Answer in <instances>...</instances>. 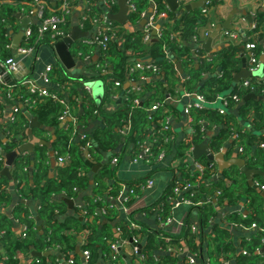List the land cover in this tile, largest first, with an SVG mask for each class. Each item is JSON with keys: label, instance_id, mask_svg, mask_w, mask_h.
Instances as JSON below:
<instances>
[{"label": "trees", "instance_id": "16d2710c", "mask_svg": "<svg viewBox=\"0 0 264 264\" xmlns=\"http://www.w3.org/2000/svg\"><path fill=\"white\" fill-rule=\"evenodd\" d=\"M0 3V61L12 57V50L7 37V28L17 20L16 16L24 10L31 14L35 10L33 0H1ZM47 4L45 9V18L50 16H64L61 7L65 2L71 6L80 0H61L57 6L52 7L49 0H43ZM87 4V10L84 13H89L92 18L107 16L108 13H114L117 10L118 0H106L107 6H101L100 0H84ZM132 1V0H131ZM136 10L129 15V22L132 25H137L142 21V14L147 12L153 5V11L156 15L167 13L170 22L166 23L158 33V40L150 42L145 40V26L138 27L136 30L120 29L116 32V36H123V44L120 47L117 42L111 40L107 50L101 49L102 59L96 66V75L93 78L84 80L72 79L63 77L61 85L63 87L70 86L66 82L72 81V94L79 95L82 98L83 112L75 111L79 108V103L67 102L70 113L75 114L77 123H70L68 126H61L60 116L64 113L63 105L57 104L56 108L46 115L41 116V121L51 125L56 130V138L52 142L56 151V159L59 156L69 157L65 164L57 166V176L50 177V156L45 145H37L36 147V164L34 171L33 182L29 180L27 167L30 163L29 158L21 156L16 159L12 165L13 176L18 179V191L25 198H32L41 201L39 209L40 218L43 220L44 232L39 233L35 219L30 215L29 210L24 206H18L16 211L24 212L20 215L21 219L27 225L25 233L20 235L15 234L13 230V222L9 216L0 215V264H20L19 253H28L33 250L41 253H46L50 250L58 248L66 256H73L77 261L79 255L76 254V246L79 244L83 250L90 251V263L98 261L100 251H103L104 259L109 264H121L122 254L114 258L111 249V243L117 239L114 228L120 227L122 232L120 237L127 241H132L133 237L140 234H145L144 223L141 221L136 211H132L126 218L117 220L119 212L118 196L123 184H128L134 188L132 200L138 195L142 189L141 183H145L147 178H140L133 182L122 181L117 174V166L107 163L98 172L93 175L92 194L85 197V204L77 206L74 211L61 219L60 216L68 211L67 202L60 197L64 194L68 198H75L81 191H84L91 184L90 173L93 167L100 162L103 157V152H111L112 159L116 156L120 157L118 148H130L133 159H135L143 151L145 146L149 147L150 164L153 165V172L162 168H170L173 170V179L166 189L162 192L160 198L151 206L153 212L158 210L161 219H158V225L151 228L147 234V242L145 245H139L137 257L145 261L146 264H168L176 263L174 256L158 255L156 253L160 248H166L169 244H174L176 241L185 240L188 244L196 247V238L199 233L202 235L203 228L211 225L212 219L216 215L215 204H236L242 196L251 197L249 206L252 208V215L245 219L238 216L229 217L237 222H243L245 225H250L252 222H257L264 228V196L258 192L256 188L250 186L244 174L241 173L236 166L230 168L227 172L228 176H233L234 183L228 184L226 180L212 181L213 166L209 164L207 156H202L198 160L204 164L202 169L193 168L190 161L192 148L204 142L208 129L215 125H221V131L212 136L209 144L213 151H220L223 143L231 138L234 133H237L235 143L241 147L239 152L241 157H247L246 163L251 168L264 169V148L260 147V143H264V134L258 131L248 132L240 129L237 114L230 111H221L220 108L202 107L191 109V127L189 135L181 141L170 139V129H164L166 123L165 118L167 113L166 104L160 106L157 110L151 112L150 108L156 102L163 103L167 98L165 94L164 83L168 85L172 83L171 78L175 74L176 62H180L182 68L187 73L188 77L184 82V87L188 93H197L205 98V100L213 104L220 97L230 102L231 108L233 104L232 97L237 95L244 98L249 91L242 84L233 88L234 73L239 71L242 66V59L236 57L239 46L230 45L224 49L219 57L214 60L205 58L202 49L196 50V57L192 55V51L184 42L190 39H197L199 44L202 42L199 29L206 25L207 15H201L198 11H185L181 9L178 12H172L167 8L165 0H135ZM73 7V6H72ZM23 13V11H22ZM69 16L67 22L60 26L62 30L69 34ZM256 28L247 33L249 41L255 42L256 54L261 55L263 46L259 39L252 38V35L264 29V11H258L255 18ZM86 27L90 28V23H85ZM38 26H32V37L29 42L23 45H29L35 50L41 45H52L58 37L53 36L52 32H48L40 36L38 34ZM120 35V36H119ZM175 37H181L182 42H178ZM245 45V44H244ZM94 45L80 44L74 50V54L79 53L83 56L90 55ZM169 54L174 55V58ZM148 57H151L153 62L161 74H165L163 82L156 83L157 89L148 99H143L146 90L150 89L151 84H144L139 87L129 88L123 93V99L119 107L114 112H107L103 106L108 100H112L118 93L116 82H121L122 85L131 80L133 82L143 81L152 77L150 72L136 71L130 73V68L138 61L144 62ZM199 63V67L196 64ZM216 63L222 67V75L213 77L203 85H200L203 79V74L216 67ZM77 82H76V81ZM101 80L105 85V95L100 105H97L92 96L84 91L81 95L78 88L84 85L85 82H95ZM251 83L256 79H250ZM19 83L17 87L19 88ZM22 88L21 97L30 101L38 100L37 94H32L26 87ZM121 88V87H120ZM140 88V91H136ZM2 90H7L3 87ZM17 90V88H16ZM262 87L257 86L254 94L262 96ZM231 91V92H229ZM56 92V91H55ZM60 97H64L61 92H56ZM13 95V94H12ZM15 95V93H14ZM13 97V96H12ZM136 100H139L136 103ZM86 103H89L88 105ZM254 112L256 117V128H260L261 122L264 123V100H249L240 108V116L246 118V115ZM100 117L102 124L95 128L91 133L85 134L84 138H77L78 124H86L88 119ZM129 123V127L124 129L125 123ZM28 127V119L19 109L15 119L7 125L6 130L12 137V141H0V147L4 153L0 154V171L4 168L6 162V153L16 149L20 143L18 138L26 137L25 130ZM123 130V131H122ZM16 139V140H15ZM147 139L154 140L152 144H146ZM88 145V153L86 155L84 146ZM161 151L166 154L165 163H159L157 157ZM4 154V155H3ZM171 156V159L168 157ZM111 159V161H112ZM175 162L174 165H172ZM178 172L180 174H178ZM264 181V177L256 176ZM1 183L8 184L6 176H1ZM178 181L187 180L190 187L178 196L174 191L175 184ZM218 192V194H217ZM111 196V197H110ZM177 196V197H176ZM216 197V201L214 200ZM11 194L3 190L0 194V202H8ZM188 200L190 209L188 211L184 229L180 235L173 236L168 232L167 226H162L168 217L172 216V210L175 199ZM132 202V201H131ZM131 202H129L131 204ZM83 211L87 213L84 214ZM198 216L202 225V230L199 233L192 231L191 217ZM106 216L109 221H116L112 226L111 223L102 224V217ZM134 221L140 224L141 229L137 230L131 227V222ZM161 222V223H160ZM113 227V230H112ZM84 231L83 240L80 239V233ZM214 232L216 236L211 244L215 245L217 252L215 254H229L236 251V247L232 240V233L225 227L215 226ZM204 235V234H203ZM169 237L171 238V242ZM264 232L260 231L253 236L246 248L251 251L250 254H239L237 256L238 264H259L261 257L264 261V255L256 253V248L261 247ZM133 243V242H132ZM210 244V246H211ZM51 256H37L32 264H49ZM37 259L40 261L37 262ZM219 264H225L219 262Z\"/></svg>", "mask_w": 264, "mask_h": 264}, {"label": "crops", "instance_id": "0c3cea01", "mask_svg": "<svg viewBox=\"0 0 264 264\" xmlns=\"http://www.w3.org/2000/svg\"><path fill=\"white\" fill-rule=\"evenodd\" d=\"M49 1L50 4H52V7H55L57 6L58 3H60L61 0H49ZM165 1L167 8L170 11H172L170 5L167 3V0ZM1 2L2 1L0 0V3ZM105 2L106 0H100V5L104 6ZM196 3H198L196 7H191V10L186 9L187 5L196 4ZM72 6H73L72 14L69 16V23H68L69 34L73 32L74 27H78L80 32L84 35H82L79 39H77L69 50L72 61L74 63L70 68H67L63 64L59 54L57 53L58 51L56 50V46L59 41H57L55 44L52 45H41L32 54L26 56L18 55L17 50L19 47L22 46V44L26 39V31L28 29H31L32 26H38L40 24V21L33 14L26 13L24 10H22L23 13L21 11L17 14L16 16L17 20L13 23V25L8 26L7 28L6 35L10 43V48L12 50V57H14L16 61L19 63L20 72L15 76L12 77L10 76V80H4V86L8 90L13 89L12 98L8 97L5 90H0V141H12L13 136L8 134L6 127L11 123L12 118L17 114V112L14 111V108H19L27 117L28 127L30 124V118L28 117V114L35 116L37 118V121L40 124V126L36 125L33 128V132L37 137L43 139L45 141V144H40V143L34 144L33 151H29V150L18 151V148L22 144L27 143L29 141V138L26 135V137L22 139L18 138V141H20V143L18 147L13 150L17 152L16 155L14 156L13 164L15 160L20 158L21 156L23 157L27 156L29 158L30 163L26 171L29 174V180L31 183L34 181L33 178H34V171L36 164L37 145H45L48 148L47 151L50 156L49 176L50 177L57 176V166L59 165V163L55 157L56 151L52 144V142L55 140L57 136L56 130L53 126L42 122L41 116L46 115L51 111H53L56 108L57 104L60 105L62 104L56 100H53L50 97L39 96L38 100L35 101L22 99L21 97L22 88L20 89V87L22 86H19L18 88L15 85H17V83H20L21 81L24 82L25 85L31 82L40 89H47L51 92L62 91V95H64V97L61 98H63L66 102L72 101L73 103H79L80 106L78 110L75 112L76 114L81 113L83 112L81 105L83 100L81 96L72 94L71 92V86L74 83H72V81L71 82L68 81L66 82V84L67 85L71 84V85L68 87H66L65 85L63 87V85H61L60 82H62L63 77H69L72 79L80 80L81 82L93 78L96 75V66L98 65L99 61L102 59L101 49L98 47L94 48L90 55L83 56L82 53L81 54L79 53L78 55L74 54V50L78 48L80 44H84L85 42L92 39V37L96 32V26L91 24H90L91 25L90 28L86 27V25L82 26L81 17L86 11V6H87L84 0L75 2ZM181 9L185 11H198L200 12L201 15H207L206 25L201 26L199 29L202 42L198 44L193 38L190 39L188 42H184V45H186L188 48L191 49L192 55L194 57H196L195 56L196 50L202 49L206 59L215 61L224 49H227L230 45L235 44L236 46H239V50L236 54V57L241 58L242 60L244 58L247 59L246 65H247V70L249 71L250 52L246 50L244 44L249 39V37H247V33L252 30H255L252 27L253 25H256L255 18L257 12L260 10L264 11V0H202V1L178 0L177 10L172 12H178ZM118 12H119V7H117V10L111 14H117ZM152 12H153V5L149 8V10L146 13L149 15L152 14ZM24 20H29L30 22H24ZM144 20H146V18H142V21L137 25L130 24L129 20L125 25H120L116 22H112V27L113 29L119 32L121 28L127 30H136L138 29L137 26L140 27L141 23ZM168 22H170L168 17L159 18L157 20L155 28L150 35V39H149L150 42H155L158 40V33L161 31L162 27ZM25 25H28L26 29L24 28ZM221 25H230L232 26L233 30L223 29L221 32H218L217 35H214L217 31L218 26ZM231 31L239 32L240 39L238 41L234 42L225 35L226 32H231ZM207 34L209 35L207 36ZM256 37L259 39L260 44L263 46V50L260 55V59H261L262 57H264V29L263 31L257 32L256 34L252 35L253 39ZM175 38L178 42L183 43L181 37H175ZM123 39L124 38L121 35L120 37L116 38L115 42H117L121 47L123 44ZM209 40H211L210 43ZM169 56L174 58V55L172 54H169ZM152 62L153 60L151 59V57H148L144 60V63H152ZM177 63L180 62H176L175 74L171 78L172 83L168 85V83L165 82L164 86H165V94L167 96V98L165 99L166 107H167L165 112L167 113L166 117L168 118V122L170 125V131H171L170 139L179 142L185 137H187L189 135L190 130L192 129L186 109L190 105H194L197 102V100L195 97L188 96V92H186V89L184 87V82L187 79L188 75L184 71L182 66H181L182 74L177 71ZM0 64H2L3 67L2 61H0ZM49 67L52 68L51 72H49L50 82L46 83L44 81V76L47 75V68ZM196 67L197 68L199 67V63L196 64ZM242 68H243V61H242L241 69L234 73L233 88H235V86L237 85H240L243 81L249 79L248 77L241 79L238 83L234 82V77L242 70ZM222 73H223L222 67L219 65V63H216V67L212 68L210 71L205 72L203 74V79L200 85H203L213 77H220ZM261 75L262 76H258V77L252 76L250 78H257L260 82L264 83V71L262 72ZM163 81L166 80L165 77H162V74L160 76L152 75V77H149L146 80L140 81L138 83L128 80L123 85L116 86L119 87L117 88L118 93L114 96V98H112V100H108L107 102H105L103 108L107 112L110 113L114 112L119 107L118 103L122 101L124 95L123 93L125 92V90H128L129 88L139 87L144 84H151L150 89L146 90L143 98L144 100L148 99L150 96H152L153 92L156 91L157 89L156 83ZM96 82H102V81L98 80L95 82H85L84 85L80 86L78 88L80 95L84 91H86V86H88L91 89L90 95L94 100V93H95L94 87H91L88 84L96 83ZM97 86H98V90L102 88L101 85H97ZM103 87L105 94L104 83H103ZM244 98L238 104H233V106L231 108H228L227 111H230L231 113L237 114L239 116L237 117L239 123L238 127L242 129V131H248V132L258 131L261 135L264 134L263 122L259 123L260 124L259 129L256 128L255 126L257 120L254 112L247 114L246 118L240 116V108L244 104ZM86 104L88 105L89 103ZM156 104H162V103L156 102L152 106ZM217 104H220L221 107V103H217ZM73 113H71V115H68L66 118H64V120L61 119L62 121L60 122V125L68 126L70 123L74 122L72 116L74 117L77 116ZM101 124L102 121L100 117L90 118L88 119V122L86 124L79 123L76 137L79 139L83 135L91 133L95 128H97ZM222 128L223 127L221 125H215L212 128L208 129L206 140L204 142H206L209 145V147H210L209 141L211 137L218 134ZM236 137H237V133H234L231 136V138H229L223 143L221 150L218 152L213 151L210 148L214 154L221 152L223 149L226 150L223 157L224 160L221 161L222 164L223 161H228L232 158H244L245 160L247 159V157L240 156L239 152L241 151V147L237 143H235ZM152 141L154 140L147 139L146 144L148 145L152 144ZM259 146L262 147L261 143L259 144ZM9 153H6V161ZM118 153L120 154L119 157L120 162L117 165V174L122 181L133 182L140 178H146L150 176L153 177L155 180V184L151 187L144 188L138 195L135 196V198L132 200L129 206L130 212L138 211L136 215H139L141 221L144 223L145 234L139 235L140 246H142L146 244L147 234L151 231V228L153 229L158 225V215L156 212H153L151 206L154 205V203L160 198L164 189H166L169 183L172 181L173 170L170 168L173 167L162 168L158 171L153 172V165L147 162L146 159L142 158L137 161L133 159L130 148H123L122 146H120L118 148ZM204 155L205 154H203L202 156ZM169 158L171 159V156L168 157V159ZM111 159H112L111 152H103V157L100 160V162H98L101 163V166L96 172H98L101 168H103L105 164L107 163L111 164ZM196 160L199 161L198 159ZM190 161L192 164L191 166L193 168H196L197 166L195 159L191 157ZM174 164L175 162L172 165ZM209 164L213 166L212 177H211L212 181L226 180L228 184L236 182L233 176L227 175V172L230 171V168H226L224 171H222L220 167V163L218 161H213L212 163ZM12 165L9 170V175L3 172L6 166V162L4 163V168L0 171V182L2 180L1 179L2 175L6 176L8 179L7 185L1 183L0 194L3 190H6L11 194V198L8 202L5 201L0 202L1 203L0 215L5 214L9 216V218L12 219L13 230L15 234L20 235L25 231L27 225L24 223V221L21 219L19 215V214L24 215V212L21 213L20 211H16L15 209L18 208V206L24 205L29 210L30 215L35 219L36 226L38 228L39 222L36 219V216L40 217L39 209L41 207V201L32 198H25L21 195L17 187L18 179L13 176ZM232 167L234 168V166ZM96 172H94L92 169L90 173V177L92 180L88 188H86L84 191H81L77 197L70 198L73 199L74 205L72 208H69L68 206V211L60 216L61 219L71 214L74 211L75 207L82 206L86 203L85 197L88 194H92L93 175ZM178 174L180 173L178 172ZM245 179L247 181L246 177ZM255 180H257V177H255ZM259 180L260 179H258V181ZM257 190L262 194L263 190L260 187H258ZM60 197L68 198L64 194H61ZM214 200L216 201V197H214ZM250 200L251 197L242 196L238 200V202L234 205L232 204L220 205L216 203L215 204L216 215L212 219L211 225L203 228L202 235L201 233H199L200 235L197 236L196 247H193L192 245L188 244L185 240H179L176 241L174 244H169L166 248H160L159 250L156 251V253L158 255L174 256L177 260V262L174 264H189L188 259L192 256L196 260L195 264H219L221 260L226 261L227 262L226 264H238L237 256L241 253L244 254V250L247 251L245 254L251 253V251H249V249L246 248V244H248L250 240L253 238V236L258 232H260L261 230L259 228L251 227L253 223L257 224V222H252L250 225L247 226L245 225V223L237 222L235 220L230 219L229 217L238 216L239 218L242 219H245L248 216L250 217L253 212L252 208H250L249 206ZM118 204L120 203L118 202ZM189 209H190V205L185 202H182L180 205L175 206L173 208L172 222L168 226V232L170 233V235L177 236L181 234V232L184 229L185 220ZM119 211L120 214L118 215L117 220L126 218L127 214L121 209L120 205H119ZM191 220L193 224L197 225L202 230V225L197 215L191 217ZM116 221H109L106 216L102 217V224L108 222L113 224L112 226H114L116 224ZM40 224L42 225V229L41 230L38 229V230L40 234H43L44 225H43V220L41 218H40ZM215 226L225 227L231 231L232 240L236 247V251L234 253H229V254L222 253L219 255L215 254L217 252V250L215 249V245L213 244L214 243L213 239L216 236V232H214ZM258 227L263 228L261 225H258ZM115 230L116 228H114V231ZM79 237L80 239L83 240L84 231L80 233ZM169 239L170 241H168V238H166V241L171 242L170 237ZM210 241H213V243L211 244ZM77 247L80 248L79 244L76 246V250H75L76 254H78L80 257L79 260L77 261L74 259L73 256H66L58 248H55L53 250H50L42 254L43 256H51L49 258V264H89L86 262L84 255H80L78 253ZM133 248H134V244L132 243V241H127L123 243L121 247L122 250L121 264H146L145 261L139 258V256L137 257V255L134 253ZM35 251L36 250H33L28 253H23V252L19 253L18 256H19L20 264H32L34 262L35 257H37L34 254ZM80 251L82 252L81 248ZM256 253L262 254V256L264 255V237L262 238L261 247L256 248ZM69 259H73L75 262L70 263ZM91 264H109V263H107L106 260L104 259L103 251H100L98 261L96 263H91ZM168 264H173V263H168ZM259 264H264L262 257L261 260L259 261Z\"/></svg>", "mask_w": 264, "mask_h": 264}, {"label": "built area", "instance_id": "2783aa9c", "mask_svg": "<svg viewBox=\"0 0 264 264\" xmlns=\"http://www.w3.org/2000/svg\"><path fill=\"white\" fill-rule=\"evenodd\" d=\"M134 1L135 0H132V1L129 0L128 1V6H129V10H130L129 14L132 11L136 10V6H135ZM33 2H34L33 5L35 6V10L31 11V14H33L40 21V24L38 27V34L40 36H42L43 34H46L48 32H52L54 34L53 36L58 37V39H59V40H56L55 43L57 41H60L63 38H66L69 34L64 32L62 30V28H60V26L62 24L64 25L67 22V17L72 14V6L68 2H65L61 7V11L63 12L64 16H50V17L45 18L44 11L47 8L46 2L43 0H33ZM104 6L108 7L109 5L107 2H105ZM86 10H87V6H86ZM142 17L146 18V20H147V23L145 25V30H144V32H145L144 38H145V40L149 41L151 32L154 30L157 20L159 18H167L168 15L165 12L156 15L153 11L152 14H149V15L146 12H144L142 14ZM86 22H89L91 25L96 26V32H95L94 36L92 37V39L85 42L84 45H94L100 49L107 50L109 47L108 45H109L110 41L111 40L115 41L117 38V36H116L117 31L115 29H113L112 22H110V20L108 19V15L107 16H100L99 18H92L89 13H87V14L84 13L81 17L82 26H84ZM252 28L255 29L256 25H253ZM32 34H33L32 29H28L26 31V39H25L26 43L29 42L30 38L32 37ZM208 35L209 34H207V36ZM225 35L228 38H230L231 40H233L234 42H236L240 39L239 32H234V31L226 32ZM250 39L251 38L248 39V41L245 43L244 46H245L246 50L250 52V54H249V56H250L249 71H250V73H255V72L259 71V69H261V67L264 65V63L261 61L260 55L256 54V48L257 47H256L255 42L249 41ZM194 40L196 41L197 39L194 37ZM34 51H35L34 47L29 46V45H23V46L18 48L17 53H18V55L26 56V55L32 54ZM3 68L5 70V73L11 77L19 74V72H20L19 63L16 61V59L14 57H10V58L6 59L3 62ZM51 70H52L51 67L47 68V75L44 76V81L46 83L50 82L49 72H51ZM136 71L150 72L151 74L159 75V76L161 75V72L158 70V68L155 65H153L151 63H144L141 61L136 62L130 68V73L133 74ZM143 79L146 80L145 77ZM250 79H256V81L251 83ZM129 81H131V80H129ZM262 83L263 82H260L257 78H249V79L243 81L242 86L245 89H247L249 91V93H254L256 87L261 86L262 87L261 94L264 95V83L263 84ZM121 85H122L121 82H116V86H121ZM15 86L17 87V85H15ZM18 86L26 87L32 94H37L38 96H41V97H50L53 100L60 102L65 108V111L60 116V119L64 120V118H66L68 115H71L67 102L63 98H61L58 95V93L51 92L47 89H40L35 84H33L31 82H29L27 85H25V83L21 81ZM3 87H5L4 86V79H3V75L0 73V90H2ZM140 90H141L140 88L136 89V91H140ZM86 91L90 94L91 89L88 86H86ZM6 93H7L9 98H12L13 89H9V90L7 89ZM188 96L189 97H195L197 100V102L194 105H190L186 109V112L189 116V119L191 120V117H190L191 114L190 113H191L192 108H202V107H204L210 103H208L203 96H201L197 93H188ZM232 101L235 104H238L239 102L242 101V98L235 95L232 97ZM138 102H139V100H136V103H138ZM217 103H221V107L220 106L219 107H220L222 112L226 111L228 109V107L230 106V102L228 100L224 99L223 97H220L218 101L214 102L211 105H215ZM163 104H166V102L152 106L150 108V111L153 112V111L157 110ZM14 111L18 112L19 108H14ZM72 118H73L74 123H77V117L72 116ZM14 119H15V116L12 118V121ZM165 122L166 123L164 124L163 128L169 130L170 125H169L167 117L165 118ZM128 127H129V123L127 122V123H125L124 129L125 128L127 129ZM84 137H85V135H83L81 138H84ZM88 145H89V143H87L84 146V149H85L86 155L90 156V154L87 152L88 151ZM261 146L264 147V143H261ZM2 153H4V151L0 147V154H2ZM191 157L194 158L192 153H191L190 158ZM142 158L146 159L147 162L150 163V151H149L148 146H145L143 151L134 160L137 161V160L142 159ZM68 159H69V157H67V156L66 157L59 156L57 161L59 164L62 165V164H65L68 161ZM165 159H166V154L164 151H161L157 157V161L159 163H165ZM195 161H196L197 168L202 169L204 167L203 163H200L196 159H195ZM119 162H120V158L118 156H116L112 159L111 164L114 166H117L119 164ZM258 179L259 178H257V180H255V185L260 187L264 191V181H262V179H260L261 181L260 180L258 181ZM154 184H155V180L153 177L150 176L147 178L145 183L140 184V187L143 190L144 188L151 187ZM187 187H190V184L187 180H185L184 182L177 180V182L175 184L174 191L179 196L180 193H182L185 190V188H187ZM134 192H135L134 188L125 183L122 185V189H121L119 196H118V202L120 203V207L127 215H129V212H130L129 211V206H130L129 202L132 201V195ZM182 202H185L188 204L190 203L188 200H183V199L177 198V199H175L173 208L175 206L180 205ZM86 204L87 203H85V206H86ZM0 207H1V203H0ZM157 211L158 210L156 209L158 219L160 220L161 217L159 216ZM83 213L86 214L87 212L83 211ZM171 222H172V216L168 217L164 222H162V223L160 222V223L162 226L168 227L171 224ZM131 227L134 229H137V230L141 229L140 224H138L134 221L131 222ZM251 227L259 228L261 231L264 230V228L258 227V225L256 223H253L251 225ZM26 229H27V227L25 228V231H26ZM200 230H201L200 227H198L195 224H192V231L193 232L199 233ZM25 231L23 233H25ZM115 232H116L117 239H115L111 243V249H112L114 258L118 257L121 254V252H122L121 247H122L123 243L127 242V240L122 239L120 237V233L122 232V229L120 227H116ZM132 242L134 244V248H133L134 253L138 254V252H139L138 243L140 242L139 236L133 237ZM246 252L247 251L244 250V253H246ZM82 253L86 259V262L91 264L89 262L90 251L88 249H86V250H83ZM39 261L40 260L37 259V262H39ZM69 262L74 263L75 261L73 259H69ZM188 262H189V264H195L196 260L192 256L188 259ZM221 262H224L225 264L227 263L226 261H222V260H221Z\"/></svg>", "mask_w": 264, "mask_h": 264}, {"label": "water", "instance_id": "95a60500", "mask_svg": "<svg viewBox=\"0 0 264 264\" xmlns=\"http://www.w3.org/2000/svg\"><path fill=\"white\" fill-rule=\"evenodd\" d=\"M128 1L129 0H118L117 1V5L119 7V12L117 14H109L108 13V19L110 20V22H116L120 25H125L128 22L129 12H130L129 6H128ZM167 3L170 5V8L172 11L177 10L178 0H167ZM197 4L198 3L187 5L186 9L191 10V7H196ZM24 22H30V21L24 20ZM146 23H147V20H144L141 23L140 27L145 26ZM27 27H28V25L24 26L25 29ZM223 29L233 30L232 26H230V25H221V26H218L217 31L214 35H217V33L221 32ZM82 35H84V34H82L80 32L79 28L74 27L73 32L71 34H69L66 38H64L63 40L59 41L57 46H56V50L58 51L57 53L59 54L61 61L63 62V64L67 68L72 67V65L74 64L72 61L69 50L72 47L73 43L77 39H79ZM210 42H211V40H209V43ZM246 60L247 59H245V58L242 60L243 61V68L234 77L235 83H238L243 78H248V77L250 78L252 76H255V77L262 76L261 74L264 71L263 70L264 65L261 67V69H259V71L255 72V73H250L247 70ZM261 60L264 63V57H262ZM177 71L182 74V69H181L180 63H177ZM0 73L3 75L4 80H10V76L5 73V70L3 69L2 64H0ZM162 77H165V74H162ZM88 85H90L91 87H94V91H95L94 100H95L97 105H100L103 98H104V95H105L103 83L102 82H96V83H89ZM97 85H101L102 88L98 90ZM249 100H260V101H262V100H264V95L258 96L254 93H249L245 96L244 103L248 102ZM206 106L217 108L216 106L209 105V104H207ZM28 117L30 118V124H29V127L25 130V134L28 136L29 141L27 143L22 144L18 148V151H23V150L33 151L34 144H36V143L45 144V141L43 139L37 137L33 132V128L36 125L40 126V124L37 121V118L35 116L30 115V114H28ZM225 152H226V150L223 149L221 152L214 154L206 142L197 144L192 149V154H193L194 159H199L203 154H205L209 160V163H212L213 161H218L220 163V167H221L222 171H224L226 168H231L232 166L238 167L240 172L243 173L245 175V177L247 178L248 184L250 186H253L254 188L258 189V187L255 185V177L256 176L264 177V170L249 167L244 158H232L228 161H223V164H222L221 161L224 160L223 157H224ZM16 153L17 152L12 151L7 156L6 166H5V169L3 171L7 175H9V170H10L11 165L13 164V159H14V156L16 155ZM100 166H101V163H98L97 165H95L93 167V171L96 172L100 168ZM262 194L264 196V191H262ZM62 199H64L67 202L69 208L73 207V205H74L73 199L65 198V197H63ZM36 219L39 222L38 229L41 230L42 225L40 224V217L36 216ZM77 251L80 255H83V253L80 251L79 247H77ZM34 254H35V256L43 255L41 252H36V251L34 252Z\"/></svg>", "mask_w": 264, "mask_h": 264}, {"label": "rangeland", "instance_id": "374dc122", "mask_svg": "<svg viewBox=\"0 0 264 264\" xmlns=\"http://www.w3.org/2000/svg\"><path fill=\"white\" fill-rule=\"evenodd\" d=\"M215 106L218 107V106H220V104H216Z\"/></svg>", "mask_w": 264, "mask_h": 264}]
</instances>
